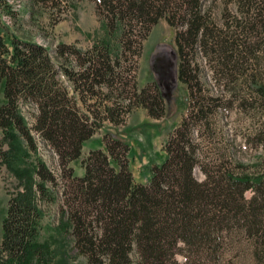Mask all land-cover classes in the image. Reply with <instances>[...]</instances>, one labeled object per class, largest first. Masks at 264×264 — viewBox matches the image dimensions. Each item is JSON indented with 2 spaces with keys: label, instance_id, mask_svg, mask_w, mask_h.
<instances>
[{
  "label": "trees",
  "instance_id": "trees-1",
  "mask_svg": "<svg viewBox=\"0 0 264 264\" xmlns=\"http://www.w3.org/2000/svg\"><path fill=\"white\" fill-rule=\"evenodd\" d=\"M75 1L26 0L24 6L32 22L46 14L57 20ZM92 1L105 38L86 48L63 42L50 48L17 34L4 18L18 23L22 11L0 0V164L13 169L16 159L36 150L37 139L57 162L56 171L41 161L15 168L23 187L2 219L0 264H44L47 246L38 237L44 205L57 191L61 227L84 264H179L177 253L183 264H233L227 256L235 245L247 264H264V159L253 174L240 162L239 172L223 169L201 162L198 143L211 110H226L229 100L205 94L203 64L220 91L240 89L264 103L254 53L264 32V0ZM161 18L175 31L187 109L163 145V158L149 166L145 183L135 182L130 145L105 132L102 146L81 159L82 174H74L71 162L106 123H123L136 107L164 115L158 82L136 83L143 41Z\"/></svg>",
  "mask_w": 264,
  "mask_h": 264
},
{
  "label": "rangeland",
  "instance_id": "rangeland-1",
  "mask_svg": "<svg viewBox=\"0 0 264 264\" xmlns=\"http://www.w3.org/2000/svg\"><path fill=\"white\" fill-rule=\"evenodd\" d=\"M25 1L9 0L15 9L22 11L21 20L18 23L14 24L10 18H4L17 34H25L50 48L61 42L73 43L78 47L86 48L94 41L106 36L105 27L97 15L95 3L92 0H76L68 11L58 16L55 14V17H59L57 20L47 17L46 14L35 22L28 18L27 9L24 6ZM174 35V28L164 18L159 19L143 41L142 51L137 61V86L140 88L152 80L158 82L164 96V115L155 118L150 116L146 109L136 107L125 117L123 123L116 126L106 123L84 143L81 157L71 162L74 174H82L81 159L88 154L91 148L102 146V136L105 132H110L130 145L129 167L135 182L145 183L148 180L149 166L152 163H158L163 158V145L167 137L187 111L186 89L184 84L178 80L176 73L177 55ZM257 40L259 42L255 46L254 53L259 62L256 70L264 77V32H260ZM203 66L204 64L201 68V77L206 87L205 94H218L221 95L222 101L229 100L223 103L226 110L223 107L213 108L207 119L208 123L202 125L200 136H198L201 162L211 161L213 165L216 164L223 169L236 172L239 171L234 165L240 162L246 167L243 172L253 174L257 172L258 164L264 159V150L259 145L257 137L264 129V103L240 89L233 94L220 91L219 86L211 77V72ZM248 67L247 73H251L254 66ZM2 101L0 88V103ZM36 145V150L31 151L28 158H18L14 161L13 169L5 162L0 164V242L2 219L8 200L12 194L22 190L23 187V182L16 176L15 168L28 169L41 161L52 171L57 169L53 151L39 139ZM102 148L104 149V146ZM195 174L200 180L204 178L199 170ZM247 194L250 195V192L248 191ZM61 204L62 198L57 191L52 202L44 205L42 228L38 237V242L45 243L47 246L45 248L47 257L44 264H84L83 257L77 255L72 247L68 230L61 227ZM242 249L239 245L230 249L227 257L231 258L233 264L246 263L239 255ZM236 255L240 257V260ZM175 259L179 264L184 262L183 255L180 253L175 255ZM30 264H35V261Z\"/></svg>",
  "mask_w": 264,
  "mask_h": 264
}]
</instances>
